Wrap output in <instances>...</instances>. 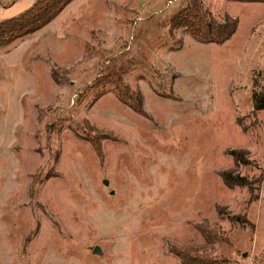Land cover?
<instances>
[{"label":"rangeland","instance_id":"374dc122","mask_svg":"<svg viewBox=\"0 0 264 264\" xmlns=\"http://www.w3.org/2000/svg\"><path fill=\"white\" fill-rule=\"evenodd\" d=\"M34 1L0 0V20ZM189 1L75 0L54 34L0 50V264H179L202 229L218 264H264V4L202 0L237 21L204 45L168 32ZM110 75L145 117L110 86L92 103ZM234 167L251 189L224 186Z\"/></svg>","mask_w":264,"mask_h":264},{"label":"trees","instance_id":"16d2710c","mask_svg":"<svg viewBox=\"0 0 264 264\" xmlns=\"http://www.w3.org/2000/svg\"><path fill=\"white\" fill-rule=\"evenodd\" d=\"M75 0H35L31 7L15 17L0 20V50L11 47L19 40L26 38L47 26L56 19L63 10ZM235 3H260L264 0H226ZM237 29V21L228 15L221 19L214 17L206 9L202 0H190L189 3L176 12L168 22V32L172 34L181 31L199 44L221 45L227 42ZM54 76V75H53ZM55 78V76H54ZM93 91L92 103L99 100L105 93L107 86L111 87L112 93L119 103L127 107L133 113L145 117L143 111V97L139 89H132L123 83L119 75L102 77L100 81L91 84ZM252 113L264 110V92L253 91L251 95ZM95 153L100 154V144L93 139L88 140ZM235 167L247 164L248 153L242 150L230 151ZM234 167L233 170L222 172L220 179L227 188H250L244 177H240ZM251 189V188H250ZM249 189V190H250ZM250 200L257 196H252ZM218 230L211 233L202 229L199 231L202 239L207 243L217 242ZM210 234V235H209ZM206 245V246H207ZM206 246L183 245L176 249H171L172 254L177 258L179 264H218L216 259H212L206 252Z\"/></svg>","mask_w":264,"mask_h":264},{"label":"crops","instance_id":"0c3cea01","mask_svg":"<svg viewBox=\"0 0 264 264\" xmlns=\"http://www.w3.org/2000/svg\"><path fill=\"white\" fill-rule=\"evenodd\" d=\"M77 1V0H76ZM75 2V1H74ZM71 4H73V2L71 3ZM71 4H69L70 6H71ZM68 5V6H69ZM67 6V7H68ZM76 6V5H75ZM75 6H73V7H75ZM66 7V8H67ZM69 8V7H68ZM69 10V9H68ZM62 14V15H61ZM56 19H54L52 22H50L47 26H45L43 29H41L42 31H40V32H44V33H46V34H43L42 35V37L43 36H45V35H50V34H54V31H57V26L59 25V24H61V22H62V20L63 19H61V16H63V13H61ZM65 18V17H64ZM66 20V19H65ZM67 21V20H66ZM65 21V22H66ZM44 30V31H43Z\"/></svg>","mask_w":264,"mask_h":264},{"label":"water","instance_id":"95a60500","mask_svg":"<svg viewBox=\"0 0 264 264\" xmlns=\"http://www.w3.org/2000/svg\"><path fill=\"white\" fill-rule=\"evenodd\" d=\"M95 252V251H94Z\"/></svg>","mask_w":264,"mask_h":264}]
</instances>
